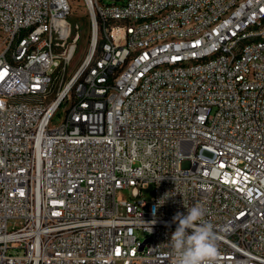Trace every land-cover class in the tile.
Instances as JSON below:
<instances>
[{"label": "built area", "instance_id": "2783aa9c", "mask_svg": "<svg viewBox=\"0 0 264 264\" xmlns=\"http://www.w3.org/2000/svg\"><path fill=\"white\" fill-rule=\"evenodd\" d=\"M83 1L65 80L70 0H0V264H172L193 205L264 264V0Z\"/></svg>", "mask_w": 264, "mask_h": 264}, {"label": "clouds", "instance_id": "9594fccd", "mask_svg": "<svg viewBox=\"0 0 264 264\" xmlns=\"http://www.w3.org/2000/svg\"><path fill=\"white\" fill-rule=\"evenodd\" d=\"M205 216L206 210L201 205L187 207V214L174 215L172 223L177 226L166 243L171 250L172 264H217L219 251L214 227Z\"/></svg>", "mask_w": 264, "mask_h": 264}, {"label": "rangeland", "instance_id": "374dc122", "mask_svg": "<svg viewBox=\"0 0 264 264\" xmlns=\"http://www.w3.org/2000/svg\"><path fill=\"white\" fill-rule=\"evenodd\" d=\"M105 4L111 3L113 0H101ZM72 5V12L68 18V23L71 26L72 33L68 39L67 45L59 47L58 52H64V49L75 43V54L72 59L66 65V69L63 72L64 79L67 80L80 65L84 62L86 57L91 53L92 47V23L91 15L88 11L83 0H70ZM79 36V37H78ZM77 41L75 42V39ZM63 116V115H62ZM57 118V120L61 121ZM154 196V186L149 185L146 189L143 190V197L146 201H150ZM136 235L142 240L145 239L144 235L136 231Z\"/></svg>", "mask_w": 264, "mask_h": 264}, {"label": "bare ground", "instance_id": "6f19581e", "mask_svg": "<svg viewBox=\"0 0 264 264\" xmlns=\"http://www.w3.org/2000/svg\"><path fill=\"white\" fill-rule=\"evenodd\" d=\"M117 34H120V30H118V29L115 30V35H117ZM75 50H76V47H75ZM75 50H74L73 56H74V54H75ZM73 56H72V57H73Z\"/></svg>", "mask_w": 264, "mask_h": 264}, {"label": "trees", "instance_id": "16d2710c", "mask_svg": "<svg viewBox=\"0 0 264 264\" xmlns=\"http://www.w3.org/2000/svg\"><path fill=\"white\" fill-rule=\"evenodd\" d=\"M100 45H101V42L99 43V47H98V49H97V54H98L99 51H100Z\"/></svg>", "mask_w": 264, "mask_h": 264}]
</instances>
